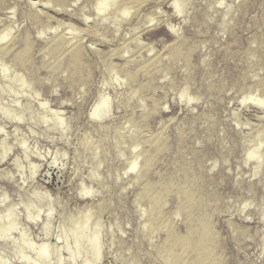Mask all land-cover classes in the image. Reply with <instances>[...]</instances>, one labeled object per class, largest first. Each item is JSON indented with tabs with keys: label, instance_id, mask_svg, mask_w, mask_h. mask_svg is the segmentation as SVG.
<instances>
[{
	"label": "rangeland",
	"instance_id": "obj_1",
	"mask_svg": "<svg viewBox=\"0 0 264 264\" xmlns=\"http://www.w3.org/2000/svg\"><path fill=\"white\" fill-rule=\"evenodd\" d=\"M97 1L0 0V34L9 30L0 42V228L9 208L16 224L0 238L3 264H23L20 244L32 247L29 262L47 244L49 264H83L89 255L71 261L58 236L86 214L87 235L100 227L92 264H168L170 234L188 231L180 190L192 177L201 179L221 264H264V143L256 174L245 162L264 129V0H179L181 10L175 0H108L103 11ZM125 3L132 9L121 13ZM57 36L66 44L59 65ZM101 96L108 105L91 121ZM135 155L139 166L126 173ZM167 185L162 209L151 211L145 187Z\"/></svg>",
	"mask_w": 264,
	"mask_h": 264
},
{
	"label": "bare ground",
	"instance_id": "obj_2",
	"mask_svg": "<svg viewBox=\"0 0 264 264\" xmlns=\"http://www.w3.org/2000/svg\"><path fill=\"white\" fill-rule=\"evenodd\" d=\"M108 0H98L96 3V6L100 9V11H103L104 4H106ZM129 1V0H128ZM128 3H125V5L122 7L121 13H124L128 11V9H132L128 6ZM141 5V4H140ZM139 5V6H140ZM138 6V8H139ZM145 6V5H144ZM212 6V5H211ZM210 6V7H211ZM45 7V6H44ZM173 7L177 10H181V3L179 0H175L173 2ZM212 12V11H211ZM212 18V17H211ZM209 21V20H208ZM212 33V32H211ZM217 33V32H216ZM173 34L175 35L176 32L173 31ZM9 35V30L6 29L0 34V42L4 43ZM87 35V34H86ZM99 35V34H98ZM95 38V36H94ZM225 38V37H224ZM55 43L53 44V48L51 51H53L52 54L56 55L57 59L55 61L56 65L60 64L61 59V53L64 51L66 44L64 43L62 38H55ZM83 40V39H82ZM80 42V41H79ZM47 43V42H46ZM136 43V42H135ZM73 44V43H72ZM133 47V46H132ZM72 52L71 55L73 57L72 59V69L76 70L79 67V45L74 44V46L70 47ZM88 48V47H87ZM130 48V47H129ZM128 48V49H129ZM252 48V47H251ZM131 49V48H130ZM206 49V48H205ZM66 50V49H65ZM90 50V49H89ZM29 47H27L24 50V54L28 53ZM131 52V50H130ZM94 54V53H92ZM137 54V53H136ZM46 55V54H45ZM95 55V54H94ZM127 55V54H126ZM130 55V54H129ZM133 55V54H132ZM51 56V55H49ZM128 56V55H127ZM135 56V55H134ZM48 57V55H47ZM92 57V56H91ZM94 57V56H93ZM96 57V56H95ZM130 57V56H129ZM98 58V57H97ZM96 58V59H97ZM116 58V57H115ZM113 58V59H115ZM131 58V57H130ZM140 59V57H137ZM136 58V60H137ZM251 58V57H250ZM141 60V59H140ZM97 61V60H96ZM135 61V60H134ZM42 62V61H41ZM126 62V60L124 61ZM137 62V61H136ZM170 63V62H169ZM203 65V64H202ZM51 66V65H50ZM232 66V65H231ZM242 66V65H241ZM56 67V66H55ZM140 67V66H139ZM202 67V66H201ZM54 68V67H53ZM57 68V67H56ZM129 69V68H128ZM137 69V68H136ZM217 69V68H216ZM47 70V69H46ZM154 70V69H153ZM48 71V70H47ZM115 71L114 68H109V73L112 74ZM2 74H6V69L4 68L3 71H1ZM49 73V72H48ZM261 73V72H259ZM42 74V73H41ZM43 75V74H42ZM46 75V74H44ZM45 77V76H44ZM118 77V76H117ZM24 81V79H23ZM125 81V80H124ZM171 82V81H170ZM126 83V82H125ZM10 85H12L11 82H9ZM24 86V84H23ZM11 86H9L7 91H10ZM203 89V88H202ZM169 90V89H168ZM261 91V90H260ZM159 92V91H158ZM1 94V93H0ZM158 95H160L158 93ZM180 98H184L187 96V90L183 89L180 92ZM161 96V95H160ZM159 99V98H158ZM248 96L242 97L240 99V102L243 104L245 101H247ZM145 102V101H144ZM150 104V103H149ZM108 105V100L106 97L101 96L97 102L94 104V111L89 115V120L99 122L101 117V112L106 108ZM44 105H42L43 107ZM259 106V105H258ZM150 108V107H149ZM152 108V107H151ZM202 109V108H201ZM147 111V110H146ZM199 112V111H198ZM1 114L5 116L6 111L4 109H1ZM79 116V115H78ZM3 117V116H2ZM80 117V116H79ZM78 117V119H79ZM224 117V116H223ZM56 118V117H54ZM194 119V118H193ZM177 120V119H176ZM227 120V119H226ZM231 120V119H230ZM43 122V121H42ZM80 122V121H79ZM175 123V121H174ZM79 124V123H78ZM62 123L57 118L55 119V126L57 128L61 127ZM128 125V124H127ZM234 125V124H232ZM178 130V129H177ZM132 131V130H131ZM130 131V133H131ZM126 133L128 131H125ZM140 131L137 132V135ZM141 133V132H140ZM128 135V134H127ZM131 135V134H130ZM193 137V136H192ZM243 137V136H242ZM111 140V139H110ZM124 140V139H123ZM133 140V139H131ZM249 140V139H248ZM252 140V139H251ZM86 141V140H85ZM112 142V140H111ZM117 142V141H116ZM246 142V141H245ZM255 148L249 150L245 154V162L253 161L255 164L254 167V173L256 174L261 166V163L256 159L255 152L256 149L264 143V129L258 131L255 138ZM80 144V143H79ZM195 144V143H194ZM117 145V144H116ZM115 145V146H116ZM146 145V144H145ZM160 140L154 141V146L159 147ZM198 145V144H197ZM22 149L24 148V142L21 143L20 146ZM135 147H140L135 145ZM133 147V148H135ZM154 147V148H155ZM227 147V146H226ZM141 148V147H140ZM175 148V147H174ZM198 148V147H197ZM220 148V147H219ZM113 149V148H112ZM202 149V148H201ZM5 150V149H4ZM117 150V149H116ZM138 150V149H137ZM129 151V150H128ZM135 151V150H134ZM200 151V150H199ZM203 151V150H202ZM218 151V150H217ZM123 152V151H122ZM206 154V153H205ZM6 155V151L2 153V157L4 158ZM181 155V154H180ZM195 155V153H194ZM197 155V154H196ZM114 156V155H113ZM201 156V155H200ZM209 156V155H208ZM240 156V155H239ZM85 157V156H84ZM124 157V156H123ZM193 157V156H192ZM197 157V156H195ZM194 157V159H195ZM2 158V159H3ZM206 158V157H205ZM86 159V158H85ZM212 159V158H211ZM28 160V159H27ZM138 157L135 155L134 159L128 164L126 173H133L136 171V166H139L137 163ZM209 160V159H208ZM140 161V160H139ZM138 161V162H139ZM118 162V161H117ZM18 163V162H17ZM211 163V162H210ZM238 163V162H236ZM158 164V163H157ZM222 164V163H220ZM151 161L148 159L144 163V170L141 175L137 177V179H140L144 176V174L148 171L150 168ZM208 165V164H207ZM81 166V164H80ZM79 166V167H80ZM222 166V165H221ZM220 167V166H219ZM139 168V167H138ZM174 168V167H173ZM225 168V167H224ZM22 169V168H21ZM155 169V168H154ZM20 170V169H19ZM76 170V169H75ZM78 171V170H77ZM206 171V170H205ZM208 172V171H207ZM213 173V172H212ZM229 173V172H228ZM235 173V172H233ZM231 174V173H229ZM5 175V174H4ZM35 175V173H34ZM8 177V176H7ZM239 178V177H238ZM199 177H192L187 178L185 180V185L181 187L180 190V196L182 198V203L180 206V210L187 213V224H188V231L185 235L179 236L175 235L174 233L170 234L169 240H170V246L171 249L168 252V258L166 259V262L168 264H173L174 261L180 260L182 261V264H221L220 260L215 255V249H216V236L214 234L212 224L210 221V217L208 215V203L204 200V194H203V186L200 182ZM10 181V180H9ZM137 181V180H136ZM125 183V182H124ZM229 183V182H228ZM237 184V183H235ZM228 186V185H227ZM226 186V188H227ZM219 187V186H218ZM235 187V186H234ZM132 188V187H131ZM237 189V188H236ZM226 190V189H225ZM240 190V189H239ZM170 191V187L167 185L165 190L163 192H158L154 190V187L146 186L145 187V193L148 196L149 204L151 211L160 210L163 206V194H167ZM243 192V191H242ZM229 193V191H228ZM236 193V192H235ZM109 195V194H108ZM227 195V194H226ZM85 197V196H83ZM86 197H89L86 195ZM228 197V196H227ZM169 198V197H168ZM235 198V197H234ZM39 204L42 202L41 198L38 197ZM175 199V198H174ZM234 200V199H233ZM235 201V200H234ZM43 203V202H42ZM168 203V202H167ZM166 205L168 206V204ZM227 203V202H226ZM111 204H109L110 207ZM124 205V204H123ZM244 205V204H243ZM41 206V205H40ZM62 206V205H61ZM140 206V205H139ZM67 209V208H66ZM90 209V208H89ZM143 209V207H142ZM62 210V209H61ZM145 210V208H144ZM245 210V209H244ZM247 210V208H246ZM260 210V209H259ZM245 212V211H244ZM25 213L27 216V219L29 221H34L39 216V209L38 207L34 206L33 203H30L25 208ZM107 213V212H106ZM230 213V212H229ZM261 214V213H260ZM50 215V214H49ZM227 215V214H225ZM80 216V215H79ZM92 216V215H91ZM90 216V217H91ZM219 216V215H218ZM241 216V215H240ZM88 217V214L84 215V218L79 221L75 220L74 218L69 219V224L71 226H74L75 224H78L79 227L77 230L70 234L65 235L64 232L61 233L59 238L63 240L62 242V249L68 253L69 259L71 261H74V259L82 252H86L89 255V260L85 261L83 264H92L94 262H97L101 258V247H100V227L98 224H96L94 231L87 235V229L88 227V220L93 219ZM246 217V216H244ZM67 218V217H66ZM89 218V219H88ZM243 218V217H242ZM5 221V225L0 228V238L6 239L9 233L14 231L15 223H14V210L13 208H9L6 211V215L2 218ZM107 220V219H106ZM91 222V221H90ZM141 222V221H140ZM3 223V222H2ZM32 223V222H29ZM149 225V223H146V225ZM90 225V224H89ZM227 225V224H226ZM224 225V226H226ZM151 226V225H150ZM148 226V227H150ZM167 226V225H165ZM92 227V226H91ZM227 227V226H226ZM225 227V228H226ZM151 228V227H150ZM108 231V230H107ZM166 231V229H165ZM103 232V231H101ZM157 232V231H156ZM108 233V232H107ZM106 233V234H107ZM162 233V232H161ZM121 234V233H120ZM168 235V234H167ZM255 235V234H254ZM23 237V236H22ZM125 237V236H124ZM232 237V236H231ZM159 239V238H158ZM242 239V238H241ZM142 240V239H141ZM151 240V239H150ZM227 240V239H226ZM61 241V240H60ZM155 241V240H153ZM232 243V242H231ZM264 243V239H263ZM104 244V243H103ZM235 248V247H234ZM233 248V249H234ZM236 249V248H235ZM26 250H32V247L30 245L20 244L16 251V255L23 264H39L40 262H43L45 264H49V246L47 244L42 245L39 250L35 252V260L32 262H29L26 257L24 256V253ZM61 248L58 249L57 255L59 254ZM249 250V249H248ZM63 251V252H64ZM240 252V251H239ZM244 252V251H242ZM236 255V254H235ZM14 259V258H13ZM80 259V258H79ZM88 259V258H87ZM162 259V258H161ZM5 260V259H4ZM15 261V260H14ZM61 261V258H60ZM118 261V259L116 260ZM164 261V260H163ZM120 262V261H119ZM243 262V261H242ZM241 262V263H242ZM248 262V261H247ZM162 263V261H161ZM0 264H3V260L0 259ZM240 264V263H239ZM249 264V262H248ZM251 264V263H250Z\"/></svg>",
	"mask_w": 264,
	"mask_h": 264
}]
</instances>
